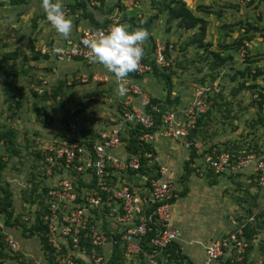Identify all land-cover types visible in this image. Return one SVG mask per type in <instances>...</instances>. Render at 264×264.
Segmentation results:
<instances>
[{
    "label": "rangeland",
    "instance_id": "1",
    "mask_svg": "<svg viewBox=\"0 0 264 264\" xmlns=\"http://www.w3.org/2000/svg\"><path fill=\"white\" fill-rule=\"evenodd\" d=\"M161 1L156 0V4ZM69 2H64L66 14L73 22V31L68 39L74 40L83 32V28L77 26L84 18L79 10L75 13L68 7ZM139 2L142 8L138 13L143 18L136 16L137 19L146 22L157 16L152 23V32L157 28V32L162 33L161 43L173 46L168 54L171 65L156 68L158 73H162L159 77L149 75L150 90L164 95L163 100L169 108H177L189 104L199 86L217 84L218 92L209 98V111L202 117L198 133L201 142L217 153L253 154L254 160L263 158L264 3L260 0H185L196 15L208 20L205 40L212 45L209 50H204L189 45L191 37L178 29L176 23H167V16L159 14L160 6L164 5L157 6L152 0ZM39 3L40 0L20 1L14 11L9 7L0 8V134H6L0 139V157L6 163L0 187H8L14 193L17 219L15 226L5 224V228L0 229V264H51L43 251L42 236L35 230L31 231L44 206V200L40 199L44 194L43 188L48 187L51 180L45 172V150L66 131L69 117H77L81 133H86L90 127L100 129L108 116L120 108L121 96L115 91L118 85L114 81L106 86L92 81L91 77L87 83L80 81L83 75H91L85 62L58 61L53 53L47 59L36 57V50L41 46L52 48L66 41L50 26ZM108 3L109 10L98 11L99 15L107 16L100 22L108 20V24L113 23V13L118 19L116 24L130 17L119 0ZM99 5L97 0H92L89 8ZM199 6L210 8L212 13L201 12ZM74 14L81 15L75 17ZM252 26L257 31H249L251 41L244 38L246 47L235 51L229 46L247 34ZM3 42H6L5 47ZM149 44L145 47L147 50ZM225 46L230 48L225 49ZM6 50L17 52L18 56L5 64ZM212 52L231 58L226 64L215 66L212 65ZM250 60L256 62L250 64ZM6 65L8 67L5 68ZM249 66L251 73L246 72ZM257 68L262 73L254 77ZM166 76L171 80L167 81ZM172 93L176 95L171 96ZM180 147V155L175 156L178 159L176 166L185 174L177 175L179 177L175 180L179 202L172 211L181 232L179 245L184 255L193 264H227L224 259L209 263L202 244L224 238L238 230V226L252 222L260 235L254 238L246 257L239 259L241 261L234 259L229 264H264V225L260 227L264 221V182L253 175L252 162L246 164L241 175L230 171L217 177L196 169L189 173L183 167L186 161L183 163L182 157L186 152L190 156V149L181 143ZM159 152L156 150L152 162L156 166L160 164ZM185 190L187 193L182 197ZM110 228L113 230L114 226L110 225ZM8 237L18 243L17 251L8 246ZM96 251L109 258V263L113 244ZM78 262L91 264L87 257ZM124 263L145 264L141 258L135 257L132 260L124 257Z\"/></svg>",
    "mask_w": 264,
    "mask_h": 264
},
{
    "label": "built area",
    "instance_id": "2",
    "mask_svg": "<svg viewBox=\"0 0 264 264\" xmlns=\"http://www.w3.org/2000/svg\"><path fill=\"white\" fill-rule=\"evenodd\" d=\"M119 1L130 13L140 3L138 0ZM111 20L114 22L107 27L87 28L77 39H68L52 48L41 46L36 51L53 53L58 61H83L93 73L92 81L109 84L112 80L117 84L112 73L89 61L90 51L81 43L83 39L107 32L118 21L117 18ZM169 48L172 49L171 44ZM151 50L150 56L142 58L137 70L123 81L126 92L120 98V108L108 116L100 129L90 127L88 132L81 133L79 119L71 116L63 135L45 150V172L51 180L44 195L41 221L46 227L55 264H80L78 260L86 257L91 264H107L109 258L96 249L118 242L127 259L135 257L145 264H162L161 260L168 262L171 256L169 246L182 241L173 219V204L179 197L173 174L165 165L156 166L151 160L146 164L151 170L142 173V155L127 150L129 140L122 139L130 138L128 129L142 127L137 146L157 139L182 141L187 148L193 146L198 156L196 163L190 166L197 171L236 172L252 162L253 175L264 182V157L254 160L255 156L249 154L233 162L227 152L216 156L203 154L208 149L197 134L188 143L198 119L208 112L209 98L218 92V85L199 86L185 107L163 109L165 102L154 103L141 83L154 74L155 66H170L166 44L154 42ZM89 78L83 75L80 81L87 83ZM121 149L124 154L119 152ZM147 156L152 157L150 152ZM110 225L114 226L113 230ZM245 226H238V230L226 238L203 243L207 261L217 262L229 251L235 255L232 262L242 260L248 247L242 237ZM4 228L5 216L0 206V229ZM6 240L12 251L19 249L12 237ZM87 244L92 247L90 251Z\"/></svg>",
    "mask_w": 264,
    "mask_h": 264
},
{
    "label": "trees",
    "instance_id": "3",
    "mask_svg": "<svg viewBox=\"0 0 264 264\" xmlns=\"http://www.w3.org/2000/svg\"><path fill=\"white\" fill-rule=\"evenodd\" d=\"M91 1L92 0H77L74 3H72V2L69 3L68 7L71 8L73 10V12L75 11V13L77 10L81 11L82 17L89 20L91 28L96 29L98 27H107L109 25L108 23H110V22H108V20L104 21V23L100 22L101 20H98L96 18V12L94 11V10H97V11L101 12L100 9H102V7H103L102 5L105 3V0H97L101 4V6L100 7L95 6L94 9L89 8V4L91 3ZM13 2L18 3L19 0H13ZM152 2L154 4H156V0H152ZM260 2L264 3V0H260ZM158 4H159V6L161 4L164 5V7L160 6L159 14H165L167 16V23L168 24L176 23L178 29L183 30L184 34L191 37L189 40V45H194L198 49L209 50V47L212 44L210 42H206V40H205L206 36H207L208 20H206L205 18H203L201 16L196 15L192 10H190V8L187 6V3L185 2V0H162L161 2H157L156 5L158 6ZM120 5L123 7L122 9L126 11V8L122 5L121 2H120ZM199 9L201 12H203L205 14H211L212 13L211 9L207 8L205 6H199ZM80 15L81 14H79V17H80ZM74 16H75V14H74ZM154 18L156 19L157 16H155ZM154 18H149L146 22H143L141 20H138L137 17H135V16L129 17V18L125 17L123 22L120 24L127 23L129 30L142 27L148 31V33H149L148 38H152L150 33H151L152 23L154 21ZM259 19H261V16H259ZM252 27L247 30V34L244 33L242 38H240L238 41H236L233 45H229V46L231 48H233L235 51L236 50L239 51V49H241L242 47H246L245 45H246L247 41L252 40V38L250 36H248L249 31L251 29H254V31H257L256 28H254V26H252ZM190 32H191V34H189ZM184 34H183V36H184ZM169 45L170 44H166V57L168 60H169L168 54H169V52L172 51L169 48ZM225 47H226L225 49L230 48L228 46H225ZM48 48H50V47H48ZM172 49H173V46H172ZM212 55L214 57V60L212 61V65H215V66L224 65V64H226V61L229 58H231V56H229V58H226V57L222 56V54L217 53V52H212ZM17 56H18L17 52L5 53L4 57H3L5 64L8 63L7 62L8 60L16 59ZM40 56L47 59L48 57H51V53L42 54L39 51L36 57L39 58ZM254 62H256V61L250 60V64H252ZM6 67H8V66L6 65L5 68ZM156 68L158 69L159 67L155 66L153 75L159 77V76H161L162 73H158V70ZM256 70L258 72L254 73V77H257L258 75H260L262 73V71L259 68H257ZM246 72L251 73L250 66L246 69ZM89 77H91V79H92V73ZM166 78H167L166 79L167 81L171 80V78H169V76H166ZM153 102L155 103V102H159V101H157L156 99L153 98ZM166 107H168L167 102H165V106L162 105L163 109H166ZM202 117L204 118V115ZM202 117H200L198 119L197 128H196V134L197 135L199 133V129H200V126L202 123ZM141 129H142L141 126H136L135 129H128L127 132L129 133L130 138L127 139L126 137H124L122 139L126 140V141L129 140V143L126 147L127 150L133 152L134 154L139 153L142 155V158H141V164L142 165H141L140 171L142 173H144V172L151 170V167H146V164L150 160H151V162H154V159H155L154 158V153H155L154 144H155V142H149V143L144 142L143 145L137 146L138 135L142 134ZM5 136H6V134H0V139L4 138ZM191 148H192V151H191ZM189 149H190L191 153H190L189 159L184 164V168L187 172L191 173L192 171H195L196 168H192L190 166V164L196 163L195 159L197 158L198 155H197L196 150L194 149L193 146H191ZM149 152L151 153L152 157L147 156V153H149ZM206 153H211L213 156H216V155L221 154L223 152L217 153L214 150L212 151V150L208 149L203 154H206ZM227 153L230 154L233 162L237 161L238 157H240L239 154L237 155V154H234L231 152H227ZM203 154H202V156H203ZM4 167H6V163L3 162L2 158L0 157V177L2 175V171H3ZM166 167H168V166H166ZM168 169L171 171L170 167H168ZM196 171H197V169H196ZM204 172H206V171H204ZM209 172L211 174L217 176V177L222 176V175L224 176V175L230 173V172H223L222 174H216L213 170H209L207 173H209ZM239 173H240V175L243 174L242 171H237V174H239ZM47 191H48V187H44L43 188L44 194L40 198L41 200H44V195H46ZM0 192H1L0 206L2 208V212L5 216V224L9 227L15 226L17 219H16V214H15L16 212H15L14 205H13V203H14L13 202V194L14 193L8 187H3V188L0 187ZM186 193H187V190H185L182 193V197L184 195H186ZM246 225L247 226H245L243 229L244 234L242 235V237H244V238L246 237L245 240L248 243V247H247L246 252L244 254L245 257L248 254L249 250H251L252 242L254 241V238H255L254 235H256V236L260 235L259 230L256 229V227L253 225V223L246 224ZM263 225H264V221L262 222V224H260V227L261 226L263 227ZM1 230H3V229H1ZM34 230L37 231L42 236L41 242H42L43 251H44V254L47 257L49 263L55 264L53 261L52 248H51V245L48 243L47 236H46V227L41 221V211L37 215L36 223L34 224V228L31 231L33 232ZM226 237H224V238H226ZM211 241H213V239ZM87 248L91 249L92 247H91V245L87 244ZM98 249L99 248H97L96 250H98ZM168 252L171 254L169 261L166 262V261L161 260L160 262L162 264H193L192 261L187 259L188 257L186 255H184V252L181 250L180 245L178 243L171 244L168 248ZM1 255L4 256L3 251H1ZM111 255L112 256H111V259H110L108 264H125L124 263V257L125 256H124L123 250H122L119 242L117 244L113 245V251H112ZM232 256H233V258L235 257L234 253L229 251L226 253V255L222 259H224L227 262V264H229L231 259H232ZM221 260H219L217 262H220Z\"/></svg>",
    "mask_w": 264,
    "mask_h": 264
},
{
    "label": "clouds",
    "instance_id": "4",
    "mask_svg": "<svg viewBox=\"0 0 264 264\" xmlns=\"http://www.w3.org/2000/svg\"><path fill=\"white\" fill-rule=\"evenodd\" d=\"M39 7L58 36L67 40L72 34L73 22L66 14L64 0H40ZM148 37V31L142 27L129 30L125 24H116L107 32L83 39L81 43L89 49L91 63L99 64L113 74L118 84L115 91L123 96L126 92L123 81L137 70L144 56L142 44Z\"/></svg>",
    "mask_w": 264,
    "mask_h": 264
},
{
    "label": "crops",
    "instance_id": "5",
    "mask_svg": "<svg viewBox=\"0 0 264 264\" xmlns=\"http://www.w3.org/2000/svg\"><path fill=\"white\" fill-rule=\"evenodd\" d=\"M20 1H22V2H25L26 0H19V2L18 3H14L13 2V0H0V8H2L3 7V9H6V7H9V9L11 10V11H14V9H17L18 8V5L20 4ZM69 1V0H68ZM67 0H64V2H68ZM75 1H77V0H70V2L69 3H74ZM109 1H112V0H105V3L103 4V7H102V9H103V11H106V9L109 7L108 5H109ZM99 3V2H98ZM101 6V4L98 6V7H100ZM111 6V5H110ZM15 7V8H14ZM97 7V6H96ZM141 8H142V4H140L139 3V5H138V7L135 9V11L134 12H132V13H130L129 12V16L130 17H138V18H140V19H142L143 18V15L141 16V13H138L140 10H141ZM190 8V7H189ZM110 8H108V10H109ZM101 10V9H100ZM191 10V9H190ZM95 12H96V18L98 19V20H101V18L102 17H107L106 16V14L104 15V16H102V15H99V13H98V11L97 10H94ZM116 11V10H115ZM81 12V11H80ZM82 13V12H81ZM113 17L111 16V19H116L117 17L115 16V13H113ZM75 17H79V14H75ZM90 23H89V20L88 19H86V18H84V20H82L81 22H80V24L77 26V27H79V29L82 27L83 28V31L85 30V29H87V28H90V25H89ZM125 25H127L128 26V24L127 23H125ZM86 26H88L87 28H86ZM78 33H80V32H78ZM151 36H152V38H148V39H146L144 42H143V49H144V56H143V58L144 57H147V56H150V54H151V47H152V44L154 43V42H161L160 40H161V37H160V34H162L160 31L159 32H157V28L156 29H153V32H152V29H151ZM80 35V34H79ZM162 40H165V39H162ZM166 41V40H165ZM149 42H150V44H149ZM5 44H6V42H3V47H5ZM149 44V49L147 50L145 47L147 46ZM149 50H150V52H149ZM9 52H11V50H6V52L5 53H9ZM149 52V53H148ZM4 53V54H5ZM99 72V71H98ZM90 73H92V72H90ZM93 74V73H92ZM156 79V78H155ZM156 81V80H155ZM151 82V78H149V76L147 77V78H145L144 80H142V85L145 87V89L149 92V94L153 97V98H155L157 101H159V102H163V101H165V100H163V97H164V95H162V94H160L159 92L158 93H155V92H152L151 90H150V88L148 87V84ZM104 86H106V84L104 85ZM158 91V90H157ZM176 94H174V93H172L171 94V96H175ZM166 102V101H165ZM104 125V124H103ZM155 142V144H154V150H155V156H156V150H159L160 152V156H159V159H160V164L159 163H157L158 164V166H161V165H166V166H168V167H170L171 168V172H172V174H173V178H174V181L179 177V176H181V175H184L185 173H184V171H180L181 169H178V166H176V162H177V158L175 157L176 156V154H177V156H178V154L180 155V143H181V145L182 146H185L184 145V143L182 142V141H174V140H170V139H157L156 141H154ZM177 144H178V146H177ZM184 148H187L186 146L184 147ZM187 149H189V148H187ZM119 152L121 153V154H124V151H123V149H121V150H119ZM158 152V151H157ZM182 155V154H181ZM189 159V155L187 154V152L185 153V154H183V157H182V161H183V163H184V161H187ZM183 165V164H182ZM184 167V166H183ZM184 173V174H183ZM177 175H179V176H177ZM183 188H185L186 189V186H183ZM14 199V198H13ZM182 199H184V198H182ZM182 199H180V200H182ZM179 202V200H176L175 202H174V204H173V206L175 207V205H176V203H178ZM182 207V206H181ZM174 209V208H173ZM186 210V209H185ZM185 213V212H184ZM174 215H175V213L173 212V219H174ZM175 220V219H174Z\"/></svg>",
    "mask_w": 264,
    "mask_h": 264
},
{
    "label": "water",
    "instance_id": "6",
    "mask_svg": "<svg viewBox=\"0 0 264 264\" xmlns=\"http://www.w3.org/2000/svg\"><path fill=\"white\" fill-rule=\"evenodd\" d=\"M195 135H196V131L194 130V131L191 132V134H190V136H189V138H188V143L191 142V139H192Z\"/></svg>",
    "mask_w": 264,
    "mask_h": 264
}]
</instances>
